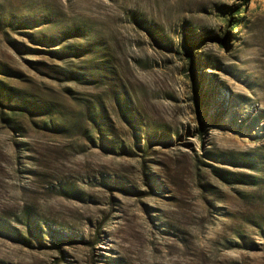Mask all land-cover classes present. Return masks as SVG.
I'll return each mask as SVG.
<instances>
[{"label": "rangeland", "instance_id": "374dc122", "mask_svg": "<svg viewBox=\"0 0 264 264\" xmlns=\"http://www.w3.org/2000/svg\"><path fill=\"white\" fill-rule=\"evenodd\" d=\"M1 224L0 264H264V0H0Z\"/></svg>", "mask_w": 264, "mask_h": 264}, {"label": "trees", "instance_id": "16d2710c", "mask_svg": "<svg viewBox=\"0 0 264 264\" xmlns=\"http://www.w3.org/2000/svg\"><path fill=\"white\" fill-rule=\"evenodd\" d=\"M230 18H231V20L233 19L232 16H230ZM226 37H227V34L225 35V39H226ZM193 47H194V44H192L191 42H189L185 38V40H184V49L186 50V55L185 56H186V58L188 60V63H189L188 67H189V70L191 71L190 74L194 73L193 72V70H194V61H193V58H192V55H193L192 49H193ZM196 87H197L196 84H194L192 91H193V93L195 95V100L194 101H195V105L197 106L198 105L197 100L199 98V95H198V91H197ZM90 114L93 115V117H92L93 119L92 120H94L96 122L97 120L94 119L95 118L94 117L95 114L94 113H90ZM26 220H27L26 224H27L30 232L33 233V234H38L37 233L38 227H37V225L34 222V218L27 216ZM0 235H5V237L11 238L12 240H15V241L20 240V241H22L24 243H27V241L21 236V234L19 232H17V230H15L14 228H11V227H9V226H7L5 224H1L0 225Z\"/></svg>", "mask_w": 264, "mask_h": 264}]
</instances>
